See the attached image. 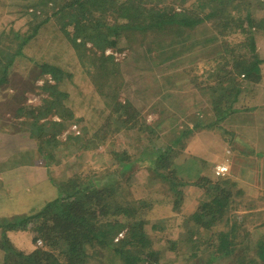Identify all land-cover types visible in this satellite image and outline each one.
<instances>
[{
    "label": "trees",
    "instance_id": "obj_1",
    "mask_svg": "<svg viewBox=\"0 0 264 264\" xmlns=\"http://www.w3.org/2000/svg\"><path fill=\"white\" fill-rule=\"evenodd\" d=\"M260 1L8 0L7 4L16 8L25 20L21 31L10 29L0 33V87L9 81L17 62L25 64L27 71L33 70L37 77L49 75L52 81L43 82L41 89L46 96L39 105L26 104L19 94L12 96L20 130L27 132L36 145L32 151L16 153L13 161L34 163L36 158L49 164L52 154L55 152L56 156L64 145V149L69 148L72 141L73 146L93 149L105 140L106 134L97 135L98 132L92 136L97 142L87 139L89 130L99 120L95 118L92 126L85 125L69 108L68 91L60 89L65 79L75 74L66 68L70 58L63 55L69 47L75 59L73 65L105 98L104 105L109 109L106 125L127 131L124 133L128 146L131 140L138 139L142 147L137 156L127 152L128 146L121 152L113 151L112 165L101 173L92 172L86 182L79 181L78 173L61 180L51 178L57 197L19 221L9 223L8 218H3L2 264H160L162 242L168 244L164 259L169 251L174 255L177 249L185 247L183 254L188 255L184 256L193 261L189 264H264V233L251 232L264 226V221L253 227L251 223L255 221H249L257 219L261 208L253 206L256 202L253 197L238 198L242 190L246 193V188H238L237 181L228 175H214L209 161L198 158L195 151L196 148L204 152L197 133L212 132L234 144L239 142L233 133L236 127L239 130L251 127L254 123L246 120H254L255 111H263L260 115L264 116V100L245 109L236 106L242 93L241 78L254 77L259 81L264 64L255 44L256 30L264 35V13L256 16L252 12L261 13L264 9ZM234 32L246 42L229 41L225 35ZM134 42L144 46L138 53L142 56L148 53L146 57L154 64L170 58L184 61L185 54L199 46L214 49L213 55L206 59L202 80L195 82L200 75L191 74L196 67L187 71L203 97L190 113L182 114V105L175 103L171 105L174 112L164 108L160 112L164 116L148 122L138 105L129 98L119 99L126 81L124 69L105 50L115 49L121 43L128 47ZM242 47H248L247 51L240 52ZM29 48L39 53L38 58ZM155 87L152 90L157 92ZM71 123L77 124L79 130L61 135ZM242 124L246 127H241ZM186 150L189 154L183 156ZM250 154L261 158L264 150L241 149L235 153L236 159L243 161L246 156L249 160ZM136 163L141 169L137 175L158 184L151 192L160 199L155 204L150 200V209L156 203L163 208L170 205L174 211L171 215L182 211L176 217L181 216L182 222L178 219L175 225H166V218L165 221L156 218L150 229L146 228L149 218L144 214L147 208L144 203L148 201L138 202L121 192L126 184L123 173L133 171ZM260 172L264 178V159L259 161L258 175ZM186 185L203 190V198L189 213H184L180 206L186 202L183 193ZM240 204L244 206L241 217L235 214L236 205ZM12 218L16 217L9 219ZM28 224H32L50 249L40 246L26 253L10 245L6 231L23 229Z\"/></svg>",
    "mask_w": 264,
    "mask_h": 264
},
{
    "label": "rangeland",
    "instance_id": "obj_2",
    "mask_svg": "<svg viewBox=\"0 0 264 264\" xmlns=\"http://www.w3.org/2000/svg\"><path fill=\"white\" fill-rule=\"evenodd\" d=\"M7 2L8 0H0V33L2 31L6 32L10 29L21 31L20 29L24 28L23 26L25 18H21L19 16L20 13L16 12L17 9L9 6ZM260 2L262 3V6H264V0ZM256 6L259 7L261 6V4H256ZM252 12L257 16L258 14H263L264 9L262 8L261 13L257 10H253ZM255 34L257 36V40H255L257 52H255L259 55V57H264V35L258 30H256ZM225 36H227V39L233 43L234 41L238 40L244 41L243 36L238 32H234L231 34L229 33ZM219 43L220 42H215V44ZM143 47L144 46H138L136 42L128 47L126 45L123 46V44L121 43L115 49L107 48L105 50V53L115 56L116 60L120 62V66H122L124 69V76L126 81L123 92L119 96V99L124 100L129 98L133 102V104L138 105L142 109V114L146 117L148 122L151 119L164 116L162 113H160L164 108L166 110L174 112L171 105H174L175 103L182 105V114H185V112L186 114L188 112L190 113V111L194 109L193 106L203 99L198 90L195 88V82L198 83L200 80H202L203 77H201V74L206 70L207 67L205 65L206 59L210 57L209 55L212 54L214 49H212L211 47L203 49L199 46L188 51L185 54L184 61L178 62L175 61L174 58H170L167 61H163L161 64H154V62H150L151 59L148 56L146 57L148 53L145 56H142L138 53L139 51H142L144 49ZM60 48L61 47L59 46L58 49ZM247 48L248 47H242V49H239V51L246 52ZM29 49L33 51V48ZM202 51L204 53H202ZM33 53L34 55L36 54V57L38 58L39 53L34 51ZM63 55L64 57H66L67 55V57L70 58V62L67 64L66 68L69 69V71H75V74H73L70 78L65 79L63 84L60 85L61 90L64 89L68 91L69 108L73 111L76 117H81L83 123H85V125L87 126H92V121L95 118L99 120L98 124L94 128H91V130H89V134L86 135L87 139L92 138L94 143L97 142V140H95V137H92L94 134H96V132H98L97 135L99 133H101L100 135L106 134V137L102 143L98 144V146L93 149H89V147L85 148L83 146L80 147L79 144L73 146L75 142L72 141L70 142L72 146L64 149V145L63 149H60L56 156L54 152V155L52 154V156L48 160L50 161L49 164L48 162L45 163L44 161H42V159L37 160L35 158V161H40L42 163L45 168L44 170L46 171V174L50 179H66L67 177H72V174L78 173L77 176L80 177L79 181L86 182L87 178L92 176V172L101 173L106 167L112 165L111 163L115 161V158L113 157V151L121 152L122 150L126 149V147L128 146V144H126L128 138L124 132L127 131L115 130L113 126L109 127V125H106L107 123H109V120H107L106 118L107 114L109 113V109L104 105L105 98H102L100 96L95 84H93L92 86L89 83L88 77L81 73L73 65V61H75V59L72 53V49L69 47V50H67L66 54ZM63 55L61 56L60 54L59 56L63 57ZM46 56H48V54H46ZM191 67H196L194 72L191 71L192 75H194L195 77H198L200 75L198 79H195V82H193L190 78V75L187 74V71L190 70ZM25 72H27V74ZM34 74L35 72L33 70L27 71L25 64L17 62L16 66L13 68L11 75H9V81L5 82L0 87V133L4 134L5 138L3 140L6 143V148L9 153L19 149V152H23L26 149L21 150V148H25V145L29 141H32L33 143V140L28 135V133L20 130V120L16 117L17 112L15 110L14 103L11 102V99L14 94H19V97H21L26 104L39 105L41 103V99L46 96V94L41 89L42 84L45 80L50 81L51 77L49 75L37 77L35 76L37 74ZM84 77H86L87 79H84ZM33 79L34 84H32ZM241 79H243L242 93L239 96V100L236 103V106L243 107V109H245L248 108V106L253 107V105L257 101L264 100V64L261 67V77L259 81L254 80V77ZM157 84L160 85L158 88L155 87ZM152 87H155L157 92L152 90ZM173 92H177L175 94L177 98L175 97ZM197 106H199V104H197ZM165 113L167 114V112ZM261 113L255 111L253 113L254 120L253 118L251 120H246V122L254 121V124L251 127H247V130H239L238 127L235 128V132L233 133L235 137L239 139V142H235L234 144H230L229 141L226 142V150L228 151H226L225 149L222 150V147H220L219 145L216 146L213 143L211 144L209 141V137L198 138V141L205 153L195 148V151L198 153L196 154V156L198 158H206L205 160L207 162L209 161L208 164L211 165L212 171L214 165L221 162L218 160L215 161L213 160V158H223L222 161H226L229 166L225 175H228L230 176V178L236 180L238 188H246V193L242 190V194L239 195L238 198L250 196L256 200V202H253V206L261 208L262 211L259 213V216L255 217L257 219L249 220L250 222L255 221L253 224L251 223L252 227L253 225H258V223H262V221H264V178L261 177L262 172H260V174L258 175L259 161L263 160L264 157L258 158L250 154V159L248 160L246 156L244 157L245 160L243 161L236 159L235 153H238V150L241 149H246L249 152H251V149L253 151L264 150V132H259L262 125H264V116L260 115ZM242 125L243 126L241 127H246V125ZM77 127L79 128V126L75 123L68 124L66 130L64 131V133H61V135L63 134V136H65L71 134V132H77V130H79ZM99 128H101L100 131ZM132 133L130 134L132 135ZM134 133L135 137H137L136 132ZM261 135H263L262 139L260 138ZM145 138L143 140V144L147 143V140ZM216 138L219 137L217 136ZM214 139V137H211V141H213ZM131 141L132 142L129 143V146L127 147V152H131L133 153V156H137V150L140 151L141 148L139 147H142V145H140L138 139ZM246 145L248 147H251V149H247ZM33 147V149H35L36 145L34 144ZM2 148L3 147L0 145V152L3 153ZM233 148H235L234 152L232 150ZM188 154V150L183 151L182 153L183 156H188ZM202 162L203 161H199L200 164ZM243 169H245L246 172ZM140 171L141 169L136 163L134 164L133 171L128 170L127 172L123 173L122 176L124 179V183H126V188L124 189V186L121 192L124 195H128L130 199L132 198L138 202H142L145 199V201L148 202L152 200V204H155V201L160 198L157 197L158 195L156 193H153L151 191L154 190L158 184H153V181L150 183V180L146 182V180H144V177L142 178V175L141 177L139 176ZM136 172H139L138 175ZM144 174L148 175L147 172H145ZM186 178L191 180V176H187ZM142 179L144 180L143 182ZM36 183L37 180L35 181V179H32L29 182L28 190L29 188L32 189L25 192L24 196H21L19 200V190L18 188L14 187L15 179L12 177H5L3 181H0V213H7V216L0 217V222H2L3 218H8L9 223L15 220L19 221L20 219L31 216L33 213H35V211H31L32 208H34L35 210L40 208L41 193L35 195L36 188L34 186ZM165 185L167 186V184ZM162 186L164 189L166 188L164 187V185ZM150 188L152 189L150 190ZM200 190L201 189L198 186L195 187L194 185H186L184 187L183 193L186 202L180 205L181 209H184V213H189V211L191 212L193 210V207L195 205H198L200 199L203 198V190L201 192ZM33 195L35 196L32 199L36 197V202H33L31 204V207L27 205L28 200L25 201L24 199ZM148 202L144 203V206L147 207L146 211L144 210V214L147 218H149L146 223V228L148 230L150 229L151 223L154 222L153 219L156 218H161L163 219V221L166 220V225H175L178 219L182 222L183 218L181 216L176 219L177 215L183 214L182 211L173 216L171 214H174V211L171 210L170 205H167V208H163L162 206H160V204L156 203V205L153 206L151 210L150 202ZM45 204L46 203L44 201L43 206ZM241 205L242 204H240L239 206L236 205V207H238V211H235V214L239 217H241L242 213L244 212V210H242L244 209L242 208L244 206ZM172 216L173 218H171ZM11 217L16 218L9 219ZM24 227L25 228L23 229L21 227H18L16 229H9L5 233L7 239L9 240L8 242L13 246L14 249L21 250L27 253V240L31 243V246H29V252L40 246H44L47 249H50V246L46 245V241L44 242L40 236H37V233L32 228V224H28ZM178 229L180 230L181 228L178 227ZM256 231L259 233H264V226H261L256 230H251L252 233H256ZM1 232L2 229H0V240L2 237ZM9 233L11 234V236L9 235ZM255 235L256 234H253V236ZM172 236L176 237V233ZM156 244L157 243H155V245ZM161 247L162 251L160 252V264H189L193 262L187 261L186 256H184V254L188 255V253L183 254L185 247H180L179 249H177L178 253L175 251L174 255L169 251L167 253L166 259H164L163 255L166 253V248H168L167 242H162ZM2 262V258L0 257V264H2Z\"/></svg>",
    "mask_w": 264,
    "mask_h": 264
},
{
    "label": "crops",
    "instance_id": "obj_3",
    "mask_svg": "<svg viewBox=\"0 0 264 264\" xmlns=\"http://www.w3.org/2000/svg\"><path fill=\"white\" fill-rule=\"evenodd\" d=\"M264 58V57H262ZM204 105V103H202ZM254 123V121H253ZM259 128V127H258ZM264 127H261L259 132H263ZM0 145L3 147L2 148V152H0V181H3V179L5 177H12L15 179V188H18L19 193L18 195L19 200L21 198V196H24L25 192L31 190L32 188H29V182L32 179H35V181L37 180V183L35 184V188H36V193L35 195L41 193V200H40V208H38L37 210H35L34 208H32L31 211H35L38 212L39 210H41L44 206H43V202L45 201V203H47L48 201L54 199L55 197H57L58 192L57 189L55 188V186L53 185V183L51 182L50 178L47 176L46 171L44 170V166L42 165V163L39 162H28L26 160L24 161H16L14 162L13 158L14 155L16 153H20V149L19 150H14L13 152L9 153V151L6 148V143L4 142V134L0 133ZM196 137H209V141L210 143L214 144V145H219L220 147H222V150L225 149L226 150V142H224L223 140L216 138L212 132H200L196 134ZM211 137H214L215 139L213 141H211ZM239 140V139H237ZM35 143L32 141H29L26 145L25 148H21V150L26 149V151H32L33 150V145ZM264 147V146H263ZM7 150V151H6ZM228 151V150H226ZM24 152V151H23ZM205 153V151H204ZM228 154V153H227ZM223 158H213V160L215 161H222ZM28 162V163H26ZM12 181V180H11ZM35 195L31 196V197H26L24 200L27 201V205L31 206V204L33 202H36V197L34 199H32ZM32 207V206H31ZM34 214V213H33ZM15 215V214H13ZM12 215V216H13ZM7 216V213H0V217H4ZM9 217V216H8ZM9 235L11 236V234L9 233ZM17 242H21V241H17ZM28 244V245H27ZM16 246V245H15ZM29 246H31V243L27 240L26 243V248H28V252H29ZM0 257L2 258V251L0 250Z\"/></svg>",
    "mask_w": 264,
    "mask_h": 264
},
{
    "label": "built area",
    "instance_id": "obj_4",
    "mask_svg": "<svg viewBox=\"0 0 264 264\" xmlns=\"http://www.w3.org/2000/svg\"><path fill=\"white\" fill-rule=\"evenodd\" d=\"M51 81V79H50ZM228 163L226 161H221L217 164L214 165L213 170H214V174L221 176L226 174L227 170H228Z\"/></svg>",
    "mask_w": 264,
    "mask_h": 264
}]
</instances>
